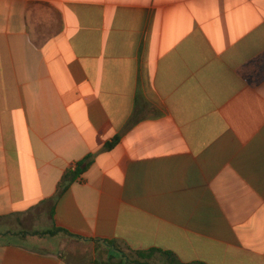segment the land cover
I'll use <instances>...</instances> for the list:
<instances>
[{"label":"crops","instance_id":"obj_1","mask_svg":"<svg viewBox=\"0 0 264 264\" xmlns=\"http://www.w3.org/2000/svg\"><path fill=\"white\" fill-rule=\"evenodd\" d=\"M106 240L264 264V0H0V264Z\"/></svg>","mask_w":264,"mask_h":264},{"label":"trees","instance_id":"obj_2","mask_svg":"<svg viewBox=\"0 0 264 264\" xmlns=\"http://www.w3.org/2000/svg\"><path fill=\"white\" fill-rule=\"evenodd\" d=\"M118 139L113 143L108 144V148H112L116 143ZM90 157L86 158L84 161L78 162L74 168L68 169L59 184V193L58 195H61L73 182L80 179L81 175L85 171L86 168H83V164L88 160ZM52 215V214H51ZM64 231L67 232L64 229L61 228H54L53 230H47L44 232H33L30 234H40V235H54L57 232ZM70 234V233H68ZM71 235V234H70ZM106 243H108L110 246L114 248L116 251V254L119 256L120 260L119 262L122 264H154L151 262V260L156 256H162L165 258V264H186L180 261L176 258V256L172 252L168 251H162L160 249H148V250H133L130 247H121L118 245L116 241H109L106 240ZM96 264H112L111 261L108 262H98ZM192 264H206L204 262H195Z\"/></svg>","mask_w":264,"mask_h":264},{"label":"rangeland","instance_id":"obj_3","mask_svg":"<svg viewBox=\"0 0 264 264\" xmlns=\"http://www.w3.org/2000/svg\"><path fill=\"white\" fill-rule=\"evenodd\" d=\"M152 263L154 264H165L164 259L161 256L156 255L152 260Z\"/></svg>","mask_w":264,"mask_h":264}]
</instances>
